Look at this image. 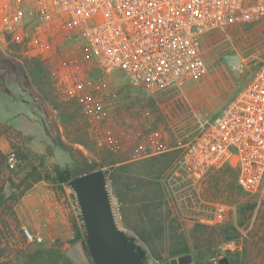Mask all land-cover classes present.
<instances>
[{
  "label": "rangeland",
  "instance_id": "1",
  "mask_svg": "<svg viewBox=\"0 0 264 264\" xmlns=\"http://www.w3.org/2000/svg\"><path fill=\"white\" fill-rule=\"evenodd\" d=\"M5 21L1 12L0 264H93L79 238L74 192L64 184L26 181L32 167L53 175L55 166L74 171L85 161L108 160L109 153L128 158L145 143L154 149L176 135L177 141H190L200 123L217 114L264 62L263 17L201 39L208 69L204 78L149 93L133 88L120 72L103 74L80 33L31 15L12 29ZM176 90L195 120L173 108L181 102ZM103 101L111 107L104 125L88 115ZM167 108L177 116L169 125L173 135L161 115ZM90 125L95 126L91 131ZM11 153L16 158L12 168ZM180 157L178 147L122 171L107 168L115 221L146 250L143 264H162L172 259L169 251L183 244L187 254L174 258L182 257L184 264H211L214 257L229 264H264V204L237 187L233 168L193 174ZM219 207L225 208V219L207 224ZM23 228L41 236L42 243L30 242ZM228 241L234 243L232 252L224 251Z\"/></svg>",
  "mask_w": 264,
  "mask_h": 264
},
{
  "label": "built area",
  "instance_id": "2",
  "mask_svg": "<svg viewBox=\"0 0 264 264\" xmlns=\"http://www.w3.org/2000/svg\"><path fill=\"white\" fill-rule=\"evenodd\" d=\"M1 12L8 29L31 15L80 33L103 74L120 72L133 88L158 93L204 78L208 69L201 39L258 22L264 17V0H0ZM179 147L188 172L233 168L237 187L264 204V62ZM7 160L14 167L15 155ZM225 212L219 207L205 222L215 225L225 219ZM22 232L30 242L43 241L27 228ZM223 247L228 252L235 249L232 241ZM221 258H212L211 264H219Z\"/></svg>",
  "mask_w": 264,
  "mask_h": 264
},
{
  "label": "water",
  "instance_id": "3",
  "mask_svg": "<svg viewBox=\"0 0 264 264\" xmlns=\"http://www.w3.org/2000/svg\"><path fill=\"white\" fill-rule=\"evenodd\" d=\"M79 206L85 230V245L93 264H143L146 250L122 231L114 218L102 170H94L68 181ZM162 264H182L172 258ZM219 264H229L226 258Z\"/></svg>",
  "mask_w": 264,
  "mask_h": 264
},
{
  "label": "trees",
  "instance_id": "4",
  "mask_svg": "<svg viewBox=\"0 0 264 264\" xmlns=\"http://www.w3.org/2000/svg\"><path fill=\"white\" fill-rule=\"evenodd\" d=\"M176 92H177V94H175V95H179L181 102H180V105H178V103L177 104L174 103L173 108L174 109H180V111L184 114V116L189 115V117L192 120H195L194 114H193L192 110L189 108L188 104L184 101L183 97L180 96V94H178L177 90H176ZM236 92L237 91H235L234 94ZM233 95H232V97H233ZM151 99H150V101H151ZM92 103H94V102H92ZM109 108H111L109 103L107 104L106 102L103 101L102 104L100 103V104L94 106V108L92 110H90L88 115L91 118H89V119L91 120L94 118L97 120V122H99V124L104 125L106 123V121L108 120L107 116L110 113ZM169 110H171V108ZM161 115L163 117V120L166 121V125H167L165 127L166 130L168 132L171 131L170 135H173L175 132L172 131V129L169 125L177 116H174V115L170 116V112H168V108L165 109V111L162 110ZM164 116H165V118H164ZM94 127H95L94 125H90L89 130L91 131V129ZM182 131H183L182 136H184V135L187 136V134L184 132V130H182ZM96 133L101 134L100 129L97 128ZM175 137H176L175 141L173 140V142L172 141L171 142H163L160 145H158L157 147H155L154 149H152L151 147H149V145H147V143H145V146L143 148H139L138 153H136L133 156H129L128 158H122V157L114 158L115 155L112 153H109L108 160H106L104 162H99V164H97L96 162L88 163L85 161L84 163L79 164L74 171H72L70 169H66V168L60 169L59 167L55 166V167H53V175H52V173L46 168H44L42 172H37V169L32 167V172H30L26 176V181H28L29 180L28 178L31 177L32 183L45 181V182H50L53 185H57V186H61L62 184L68 186L67 183L71 178H74V177H77L79 175L94 171L95 169L103 170L104 175L106 176L107 168H113L115 166V169H117L118 171H122V170L129 168L131 163L143 161V160L148 159V158L153 159L157 155L167 154L168 152H170V151H172V150L178 148L179 146L188 142V141L185 142L187 137L185 138V140L183 138L182 141H177V139H178L177 135ZM54 143H56L57 146L60 147L62 150L66 151L68 153H71V150H68L67 148H65V146L62 143L56 142V140H54ZM105 144H107V142H105ZM108 150H111V149H108ZM83 159L85 160V158H83ZM79 219H80L81 224H82L81 228H80L81 231H80L79 238L81 239V244H82V248H83L84 252L87 253V248L85 245V230H84L81 214H79ZM0 224H1V222H0ZM4 227H5L4 229L7 231L8 228H7L6 224L4 225ZM1 234L2 233L0 231V235ZM187 252L188 251H187L186 245L183 244L181 246V248L173 249V250L169 251L168 255H169V258H174V257H178V256H182L184 254H187ZM180 259L182 261V264H184L182 257Z\"/></svg>",
  "mask_w": 264,
  "mask_h": 264
}]
</instances>
